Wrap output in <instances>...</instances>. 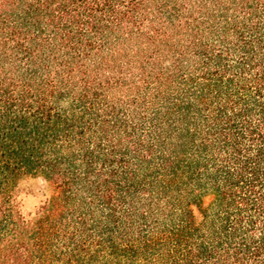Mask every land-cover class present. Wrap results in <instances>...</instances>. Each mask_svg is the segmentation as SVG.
I'll return each mask as SVG.
<instances>
[{
  "label": "trees",
  "instance_id": "16d2710c",
  "mask_svg": "<svg viewBox=\"0 0 264 264\" xmlns=\"http://www.w3.org/2000/svg\"><path fill=\"white\" fill-rule=\"evenodd\" d=\"M0 264H264V0H0Z\"/></svg>",
  "mask_w": 264,
  "mask_h": 264
},
{
  "label": "rangeland",
  "instance_id": "374dc122",
  "mask_svg": "<svg viewBox=\"0 0 264 264\" xmlns=\"http://www.w3.org/2000/svg\"><path fill=\"white\" fill-rule=\"evenodd\" d=\"M29 186L32 190H35V191H37L39 188L38 182H30ZM39 199L40 198L37 197L36 195H29L28 196V203H29L28 206H30V207L36 206V204L39 203Z\"/></svg>",
  "mask_w": 264,
  "mask_h": 264
}]
</instances>
